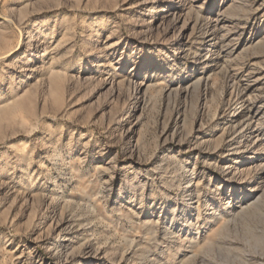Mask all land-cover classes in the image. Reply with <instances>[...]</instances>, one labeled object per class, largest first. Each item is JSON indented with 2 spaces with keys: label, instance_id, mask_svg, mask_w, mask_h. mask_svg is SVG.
Returning a JSON list of instances; mask_svg holds the SVG:
<instances>
[{
  "label": "rangeland",
  "instance_id": "1",
  "mask_svg": "<svg viewBox=\"0 0 264 264\" xmlns=\"http://www.w3.org/2000/svg\"><path fill=\"white\" fill-rule=\"evenodd\" d=\"M243 96L264 0H0V264H264Z\"/></svg>",
  "mask_w": 264,
  "mask_h": 264
},
{
  "label": "bare ground",
  "instance_id": "2",
  "mask_svg": "<svg viewBox=\"0 0 264 264\" xmlns=\"http://www.w3.org/2000/svg\"><path fill=\"white\" fill-rule=\"evenodd\" d=\"M235 78H237V77H235ZM240 92V91H239ZM245 96V95H244ZM241 97V99L243 100V103H245V105H246V111H247V116H250V115H252V116H257L258 115V113H262V115H263V111H264V106H261L260 105V107L258 108V110H256V111H253V107H252V105L250 104V100L248 99V97L246 98V97ZM248 118V117H247ZM252 118V117H251ZM258 118H260V116L258 117ZM250 119V118H249ZM237 127H239L240 126V124H237L236 125ZM236 126H233V127H236ZM241 130L243 129V128H240ZM239 129V130H240ZM260 138V137H259ZM257 140H258V138H257ZM263 170H264V167H263ZM191 183V182H190ZM189 183V184H190ZM244 208L242 207H240V210H243Z\"/></svg>",
  "mask_w": 264,
  "mask_h": 264
}]
</instances>
